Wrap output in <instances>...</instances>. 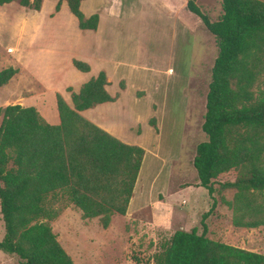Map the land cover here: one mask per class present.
<instances>
[{
	"label": "trees",
	"instance_id": "16d2710c",
	"mask_svg": "<svg viewBox=\"0 0 264 264\" xmlns=\"http://www.w3.org/2000/svg\"><path fill=\"white\" fill-rule=\"evenodd\" d=\"M14 1L0 0V6ZM66 1L80 30L98 29L99 16L87 19L81 11L86 0ZM185 1L218 49L202 126L207 140L197 146L193 159L197 187L214 200L204 220L216 211L215 195L233 191V199L223 204L233 212L235 228L264 227V1L221 0L216 21L197 0ZM42 3L20 0L21 7L34 11ZM73 66L82 73L91 71L83 61L73 60ZM17 73L12 67L2 70L0 88ZM107 86V74L101 72L72 94V106L57 93V125L49 124L35 107L0 108V207L5 224L0 251L17 256L21 264H75L51 225L71 206L84 220L99 219L104 229L114 216H127L146 151L82 115L116 102L118 96L112 97ZM228 175L234 179L223 180ZM203 227L202 234L177 230L154 256V264H264V254L215 241L204 222Z\"/></svg>",
	"mask_w": 264,
	"mask_h": 264
},
{
	"label": "rangeland",
	"instance_id": "374dc122",
	"mask_svg": "<svg viewBox=\"0 0 264 264\" xmlns=\"http://www.w3.org/2000/svg\"><path fill=\"white\" fill-rule=\"evenodd\" d=\"M60 1L64 2L46 0L44 21L32 19L35 12L21 7L20 0L0 6V72L10 67L18 70L9 84L0 88V108L17 104L35 107L51 125L59 124L56 94L72 106V94L79 92L85 80L76 77L71 68L67 70L66 64L60 68L61 60L71 56L70 41L46 43L43 36L63 28L62 20L48 19L49 13L55 17L53 10ZM94 2L101 7L98 0ZM197 4L213 21L222 14L221 0H197ZM68 13L71 15L69 7ZM193 19L201 25L198 18ZM66 23L70 33L79 30L78 25ZM39 26L37 37L35 28ZM135 28L125 31L120 41L123 64L119 76L127 89L119 111L99 115L116 138L146 151L127 216H116L104 229L99 219L84 220L81 211L71 206L51 223L59 243L75 264H154V256L177 230L197 229L202 234L204 222L211 239L264 254V227L238 229L233 225V212L223 204L233 199V191L215 195L216 211L204 220L214 200L207 190L197 187L193 159L197 146L207 140L202 126L218 56L215 38L203 25L202 30L179 33L172 41L167 21L151 19L142 30L138 25ZM33 29L34 37L28 39L25 32ZM205 37L212 39L210 45L203 44ZM139 42L146 55H140ZM44 47L61 49L55 59L57 70L50 68L51 52ZM129 64L137 67L131 69ZM233 179L232 175L223 178ZM4 236L0 207V242ZM0 264L21 261L0 251Z\"/></svg>",
	"mask_w": 264,
	"mask_h": 264
},
{
	"label": "crops",
	"instance_id": "0c3cea01",
	"mask_svg": "<svg viewBox=\"0 0 264 264\" xmlns=\"http://www.w3.org/2000/svg\"><path fill=\"white\" fill-rule=\"evenodd\" d=\"M101 7L97 8L95 6L94 0H86L81 4V11L84 16L89 19L94 15L99 16V26L97 30H78L74 33H70L68 29V23L66 21L72 22L75 26L78 25V20L68 13L67 1L61 5L60 11L57 13L55 9V17H51L49 13V20H62V30L57 31L52 30L49 34H44L43 36L47 39V42L57 41L67 43L70 41V57L62 61V66L64 64L67 66V70L71 68L73 74L79 78H85L84 84L90 81L92 78L97 77L101 72L107 74L108 86L107 91L112 97H117L118 99L114 103H105L85 112L82 115L90 122L96 124L103 130L107 131L114 136V133L104 126L101 122L100 116L104 111H119V105L123 100L126 93L127 85L122 76H119V68L123 64L120 58V47H121V37L125 31H130L137 29L135 25L139 26L138 30L145 28L149 21L158 20L161 22L167 21L171 23L172 36L171 41L181 33L188 35L190 32H197L201 29L202 22L195 15L191 14L187 10V2L185 0H98ZM46 0H43L42 8L40 11H34L35 15L31 16L32 19L44 21L43 11ZM198 18L201 22L199 26L198 23L193 19ZM29 19L28 21H30ZM40 23V21H39ZM127 25L124 26V24ZM65 25V26H64ZM204 26V25H203ZM79 27V25H78ZM205 28V27H204ZM37 30V37H39L40 26L35 28ZM34 29L25 32V36L28 39L34 37ZM210 34V33H209ZM175 35V36H174ZM211 35V34H210ZM212 39L205 37L203 44L205 46L210 45ZM216 44V40L214 41ZM52 43V42H51ZM45 44V42H44ZM137 46L140 49V55H146L144 51V45L138 43ZM51 47V46H50ZM217 47V46H216ZM45 50L50 51L49 55L50 68H56V56L61 54L59 48H53L51 50L49 47H44ZM209 50V48H207ZM52 57V59H50ZM207 58V55H206ZM73 60H79L86 62L90 65L91 71L89 73L79 72L73 66ZM64 61V62H63ZM55 62V65H54ZM137 66L129 64V68L134 69ZM63 69V68H62ZM57 70V68H56ZM88 75V76H86ZM122 83L124 88H122ZM83 84V85H84ZM143 95V93H140ZM101 113V114H100ZM116 216L113 217V220ZM120 217V216H119Z\"/></svg>",
	"mask_w": 264,
	"mask_h": 264
}]
</instances>
